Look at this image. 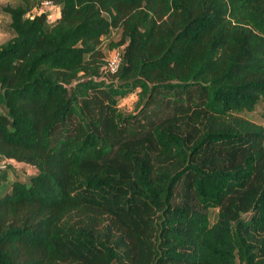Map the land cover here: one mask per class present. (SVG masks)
<instances>
[{"label":"trees","instance_id":"1","mask_svg":"<svg viewBox=\"0 0 264 264\" xmlns=\"http://www.w3.org/2000/svg\"><path fill=\"white\" fill-rule=\"evenodd\" d=\"M40 1L1 5L0 264H264V0Z\"/></svg>","mask_w":264,"mask_h":264},{"label":"rangeland","instance_id":"2","mask_svg":"<svg viewBox=\"0 0 264 264\" xmlns=\"http://www.w3.org/2000/svg\"><path fill=\"white\" fill-rule=\"evenodd\" d=\"M5 1H10V0H0V43L11 35L10 29L8 27V16L4 14L1 10V5ZM44 7L45 6L43 5L42 8ZM52 11H55L54 8H52ZM117 37H118V29L113 28L111 29L109 34L101 38V44H105L106 42H108V40L116 39ZM134 101H135L134 93H129L125 97H123L119 105L121 111L123 112L132 111L134 108ZM241 114L264 126V99L258 101L252 111H245V112H242ZM26 170L30 172L29 169H26ZM20 176L22 179L24 178L22 173H20ZM214 214L215 212L214 210H212L209 215L210 220L213 219Z\"/></svg>","mask_w":264,"mask_h":264},{"label":"built area","instance_id":"3","mask_svg":"<svg viewBox=\"0 0 264 264\" xmlns=\"http://www.w3.org/2000/svg\"><path fill=\"white\" fill-rule=\"evenodd\" d=\"M45 6V9L49 8L50 15H55L58 11V7L52 4L49 0H41L40 1V6ZM52 8H54L55 11H52ZM120 59V53L118 48H110L106 50V55H105V65L104 68L108 70L109 72L115 71L117 68V65L119 63ZM5 166V159L0 157V172L4 169Z\"/></svg>","mask_w":264,"mask_h":264}]
</instances>
